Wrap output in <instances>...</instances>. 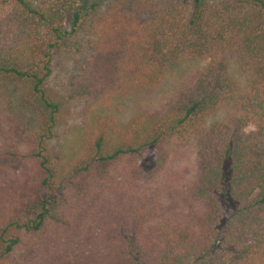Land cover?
Wrapping results in <instances>:
<instances>
[{"label":"trees","instance_id":"1","mask_svg":"<svg viewBox=\"0 0 264 264\" xmlns=\"http://www.w3.org/2000/svg\"><path fill=\"white\" fill-rule=\"evenodd\" d=\"M0 264H264V0H0Z\"/></svg>","mask_w":264,"mask_h":264},{"label":"rangeland","instance_id":"2","mask_svg":"<svg viewBox=\"0 0 264 264\" xmlns=\"http://www.w3.org/2000/svg\"><path fill=\"white\" fill-rule=\"evenodd\" d=\"M72 69H73V65L69 62L65 64L59 63L58 65H56L54 68V72H53L54 80L52 83V87L56 89L60 86L61 83H64L65 80L67 79L68 74L72 72ZM169 88L170 86L166 84L165 87L156 94V97L153 95L154 97L152 96L150 98H144L141 101L131 100V101H126L127 103L124 101L121 104L124 111L122 110L123 113H120L117 121L121 124L127 121L132 114H134L135 112H138L139 110L138 103L140 102L143 105L148 106L149 108H153L155 104L157 103V98L161 97L162 95L167 94L169 91ZM245 107L247 110L253 109L250 104H246ZM73 111L74 113L70 121V124H71L70 126L72 128L81 127L83 125V121L85 118L84 115L86 113L85 104L84 103L77 104L74 107ZM251 130H252V127L247 128V131H251ZM78 146H79V137L77 134L71 133L63 137V139H61L60 141V149L63 152L66 159L74 155V153L78 150ZM143 159L146 162H151L152 160H154V152L153 151L145 152Z\"/></svg>","mask_w":264,"mask_h":264}]
</instances>
